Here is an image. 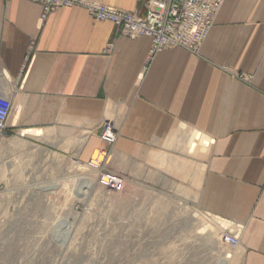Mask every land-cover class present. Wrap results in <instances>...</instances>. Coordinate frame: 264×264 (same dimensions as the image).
Listing matches in <instances>:
<instances>
[{
	"label": "crops",
	"instance_id": "1",
	"mask_svg": "<svg viewBox=\"0 0 264 264\" xmlns=\"http://www.w3.org/2000/svg\"><path fill=\"white\" fill-rule=\"evenodd\" d=\"M103 2L146 15L143 0ZM41 13L0 0L11 156L36 150L85 166L106 148L109 124L117 138L108 169L125 188L176 195L184 219L186 205L217 225V234L197 233L201 251L187 261L264 264V0H225L199 57L165 49L147 66L150 38L122 37L82 8H59L45 22ZM219 223L240 230L236 248L219 241Z\"/></svg>",
	"mask_w": 264,
	"mask_h": 264
},
{
	"label": "rangeland",
	"instance_id": "2",
	"mask_svg": "<svg viewBox=\"0 0 264 264\" xmlns=\"http://www.w3.org/2000/svg\"><path fill=\"white\" fill-rule=\"evenodd\" d=\"M12 152L0 140V264H196L197 233L219 230L176 195L111 193L85 166Z\"/></svg>",
	"mask_w": 264,
	"mask_h": 264
},
{
	"label": "built area",
	"instance_id": "3",
	"mask_svg": "<svg viewBox=\"0 0 264 264\" xmlns=\"http://www.w3.org/2000/svg\"><path fill=\"white\" fill-rule=\"evenodd\" d=\"M41 7V19L59 8H82L96 21L112 23L122 37L134 40L148 37L151 40L146 66L153 57L165 49H180L196 57L206 41L218 11L225 0H143L146 15L114 9L103 0H24ZM34 42H30V50ZM246 82V77H239ZM12 104L0 95V140L5 137L6 121ZM116 132L109 124L101 127L100 139L106 148L96 151L87 160L85 167L95 174L96 185L111 193H121L125 189L124 178L108 169L112 148L116 142ZM220 225L218 239L231 248L239 245V232L236 228Z\"/></svg>",
	"mask_w": 264,
	"mask_h": 264
},
{
	"label": "bare ground",
	"instance_id": "4",
	"mask_svg": "<svg viewBox=\"0 0 264 264\" xmlns=\"http://www.w3.org/2000/svg\"><path fill=\"white\" fill-rule=\"evenodd\" d=\"M85 188L86 189L89 188L88 185H87V181L81 182L80 187H79V189H82V190L85 189Z\"/></svg>",
	"mask_w": 264,
	"mask_h": 264
}]
</instances>
